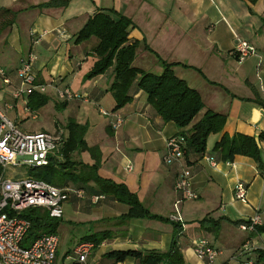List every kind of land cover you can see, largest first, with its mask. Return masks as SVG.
<instances>
[{
  "label": "crops",
  "instance_id": "0c3cea01",
  "mask_svg": "<svg viewBox=\"0 0 264 264\" xmlns=\"http://www.w3.org/2000/svg\"><path fill=\"white\" fill-rule=\"evenodd\" d=\"M50 1L0 0V10L11 12L0 15V67L11 82L5 84L0 77V107L24 132H55L58 128L66 131L64 123L58 128L54 123L38 130L23 128L30 116L37 119L36 113L44 109L28 111L26 96L19 100L13 97L20 87L17 70L24 59L34 55L37 85L53 89L67 87L85 97V100H57L56 103L64 104V109H72L70 120L89 124L85 140L88 147L99 149L98 174L102 178L127 185L152 214L165 219L171 220L174 204L182 200V222L178 224L153 219L120 222L118 218L128 211V206L108 196L92 204L90 196L96 194L95 184L88 183L86 197L72 196L65 206L72 205L74 214L90 224L89 236L106 234L89 257V263L111 264L105 255L112 251L166 253L177 228L183 264H206L196 257L193 249L195 242L202 238L220 251L215 264H257L256 250L264 249V236L242 231L232 222H248L256 212H264V171L249 157L236 156L233 162L225 163L221 153L213 148L224 135L243 134L258 140L264 133V108L253 102L257 95L264 100V69L258 70L260 61L264 64V0L256 4L247 0H65L69 2L67 7H39ZM101 10L115 11L135 25L129 37L131 43H140L134 67L161 74L163 68L158 58L179 64L174 68L176 76L197 90L204 103L196 122L207 111L227 117L224 130L209 137L203 158L192 159L189 164L186 161L173 165L164 163L167 141L189 128L183 130L172 122H165L136 85L130 92L132 101L117 111L124 118L123 127L114 131L109 118L104 116L106 122L99 127L102 132L92 131L96 128L95 114L101 115L102 109L114 110L111 92L114 70L111 68L101 76L87 79L97 61L94 48L98 40L92 38L77 44L76 39L89 18ZM10 21L13 24L7 26ZM238 40L252 44L258 55L240 63L235 50ZM145 45L153 53L147 51ZM43 95L52 99L49 94ZM9 104L12 109H8ZM55 123L61 124L56 120ZM259 146L264 163V142ZM210 158L214 159L216 167L210 164ZM71 160L80 164L77 174L86 170L83 164L95 163L88 151L75 152ZM184 167L192 173L191 186L198 200H183L174 189ZM239 182L248 186L247 204L234 197V188ZM61 188L81 187L67 181ZM207 217L221 221L217 233L201 227L200 221ZM262 220L264 224V214ZM81 242L91 241L79 240L75 245ZM74 248L63 256L58 248L57 263L73 264L70 257ZM122 264L137 262L129 259Z\"/></svg>",
  "mask_w": 264,
  "mask_h": 264
},
{
  "label": "trees",
  "instance_id": "16d2710c",
  "mask_svg": "<svg viewBox=\"0 0 264 264\" xmlns=\"http://www.w3.org/2000/svg\"><path fill=\"white\" fill-rule=\"evenodd\" d=\"M247 1L256 4L259 0ZM68 4L69 2L65 0H51L39 7L60 8L67 7ZM5 13L11 12L0 10V15ZM12 24L13 21H10L7 26ZM134 27L135 25L130 19L111 10H101L89 18L78 32L76 39L77 44L89 41L92 38L98 40V44L94 48L97 61L86 78L89 80L94 79L113 68L114 80L111 86L115 101L113 112L124 108L132 101L130 92L136 85L137 89L143 91L147 96L148 104L156 110L165 122H172L179 129L189 128L187 131L181 132L180 136L172 137L182 139L183 157L181 161H186L189 164L192 159L203 158L209 137L224 130L227 117L216 112L207 111L196 122V118L204 110V103L197 90L191 88L185 80L176 76L174 68L179 64H170L157 57L163 68L161 74L146 72L134 67L133 63L137 49L140 46L139 42L131 43L129 39L130 31ZM145 49L153 53L146 45ZM26 100L28 110L35 112L48 105L51 99L47 95L34 92ZM253 102L264 108V100L259 95ZM63 106L64 104H61V106L56 104V109ZM65 129L67 138L63 148L64 161L53 159L47 166L31 168L30 175L60 188L63 183L72 181L81 187L78 189L84 188V191L85 186L93 182L96 194L112 197L118 203L128 206V211L118 218L120 222H127L132 219H153L177 223L152 214L140 201L137 194L132 192L127 185L104 179L98 174L101 166V155L97 147L90 148L86 143L87 126L80 125L75 120H70ZM260 142H264V133L259 136L258 140L243 134H236L233 137L224 135L213 150L221 153L222 161L225 163L233 162L236 156L249 157L264 171ZM79 151L90 152L95 159V163L92 166L83 164L82 166L86 170L77 174L76 168L80 164L72 161L71 157ZM210 159L214 160L213 158ZM25 217L31 220L32 227L23 242L24 247L30 246L44 234H57L59 219L51 218L47 210L35 209L26 214ZM220 223V220L215 221L208 217L200 221V225L205 231L214 233L219 231ZM232 223L238 227L242 224H249L244 221ZM179 234V231L175 228L172 245L166 253L120 250L107 253L105 259L110 260L111 264L124 263L129 259L135 260L137 264H183L178 245ZM252 234L254 236H264V224L257 226ZM105 238L106 234L92 235L85 238L84 241H91L98 246ZM256 253L258 255L257 264H264V249H257Z\"/></svg>",
  "mask_w": 264,
  "mask_h": 264
},
{
  "label": "built area",
  "instance_id": "2783aa9c",
  "mask_svg": "<svg viewBox=\"0 0 264 264\" xmlns=\"http://www.w3.org/2000/svg\"><path fill=\"white\" fill-rule=\"evenodd\" d=\"M235 50L240 63L249 57L258 55L257 49L244 40L237 41ZM34 61L35 56L30 54L21 62L17 70L20 87L13 94L15 100L24 96L28 97L34 92L46 93L47 86L36 84V76L33 72ZM261 69H264L262 61L258 64V70ZM0 77L5 84L11 83L6 71L1 67ZM54 90L60 102L85 100V97L72 92L67 87H55ZM7 107L8 109L13 108L10 104ZM100 112L109 118V125L114 131L123 127L124 118L119 113L103 109ZM66 138L67 134L63 128H58L55 132H24L0 107V264H58L57 252L60 244L58 234H44L30 246H23L32 227L31 220L25 215L35 209H45L51 218L62 219L65 204L71 197L84 199L86 192L83 189L60 188L30 174L17 176L13 171L11 173L9 171L13 168L44 167L49 165L53 159L63 161ZM182 157V139L168 140L166 154L163 158L164 163L166 165L179 164L182 162ZM209 162L216 167L214 160L209 159ZM191 178L190 169L185 167L176 178L174 189L183 200L199 199L198 194L192 189ZM234 197L237 201L247 204V184L237 183L234 188ZM104 199L103 195L90 197L92 204H97ZM181 202L182 200H179L174 204V213L171 216L174 222H182ZM262 214L264 212H256L248 221L249 224H242L239 228L242 231L253 233L257 226L263 225ZM95 248L96 245L93 242H81L74 248L70 259L73 264H90L88 259ZM245 248L247 249L248 245ZM193 249L196 257L206 264H215L220 255V251L206 238L195 242Z\"/></svg>",
  "mask_w": 264,
  "mask_h": 264
},
{
  "label": "rangeland",
  "instance_id": "374dc122",
  "mask_svg": "<svg viewBox=\"0 0 264 264\" xmlns=\"http://www.w3.org/2000/svg\"><path fill=\"white\" fill-rule=\"evenodd\" d=\"M151 71L154 72L152 69ZM46 94H49L52 97L48 105L43 107L44 109L41 112L36 113L38 117L37 119H33V117L30 116V119L26 121L27 124L23 126V128L30 127L33 130H38L39 128L43 126L47 127V125L53 124V123H54V127L56 128H58V125L62 126V123L65 124V125L63 124L64 126L68 124L70 120L69 118L72 116V109L70 108L56 109V104H57L56 102L58 99H57L56 92L53 89V87H50V86L46 87ZM101 115L95 114L96 122L94 125H96V128L92 130L93 132L96 130L98 134L101 131L99 129L101 124L106 122L104 116H101ZM198 118L199 117H197L196 119ZM55 120L56 122L60 121L61 124L55 123ZM84 125L87 126L89 129V124L86 123ZM48 131H53V130L49 129ZM63 161H64V157H63ZM12 171L16 173L17 176H27L29 175L30 168H27V167H24L22 169L13 168L9 172L11 173ZM74 211H75L74 207H72V205L70 204H67L65 206L64 217L61 220L59 219V227L57 230V234L60 239V245H59L60 251L59 252L61 256H63L67 251L73 249L76 246L75 244L79 240L84 241L85 237L91 234V230H89L90 224L84 223L83 222L84 219H82L81 216H79L80 217L79 218L77 215H75Z\"/></svg>",
  "mask_w": 264,
  "mask_h": 264
}]
</instances>
